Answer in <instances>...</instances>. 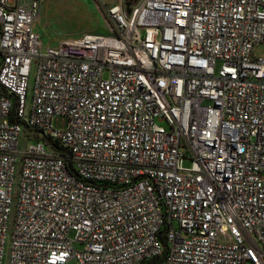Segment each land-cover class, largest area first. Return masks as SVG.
<instances>
[{"label": "built area", "instance_id": "1", "mask_svg": "<svg viewBox=\"0 0 264 264\" xmlns=\"http://www.w3.org/2000/svg\"><path fill=\"white\" fill-rule=\"evenodd\" d=\"M126 1L0 0V264H264V0Z\"/></svg>", "mask_w": 264, "mask_h": 264}, {"label": "rangeland", "instance_id": "2", "mask_svg": "<svg viewBox=\"0 0 264 264\" xmlns=\"http://www.w3.org/2000/svg\"><path fill=\"white\" fill-rule=\"evenodd\" d=\"M123 0H42L40 16L34 23V29L42 39L44 47L55 46L61 41L76 38L85 32L110 33L107 18V7ZM131 0H127L126 3ZM256 56L264 57V41L254 48ZM65 115L53 118V125L58 129L67 127ZM159 129L169 130L170 124L166 119L158 118ZM188 162V161H187ZM75 231H70L73 237ZM68 264H77L71 260ZM246 264H254L249 261Z\"/></svg>", "mask_w": 264, "mask_h": 264}, {"label": "water", "instance_id": "3", "mask_svg": "<svg viewBox=\"0 0 264 264\" xmlns=\"http://www.w3.org/2000/svg\"><path fill=\"white\" fill-rule=\"evenodd\" d=\"M127 5L129 6L130 5V1L127 2ZM128 10H130V8L128 7Z\"/></svg>", "mask_w": 264, "mask_h": 264}]
</instances>
